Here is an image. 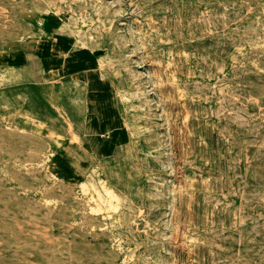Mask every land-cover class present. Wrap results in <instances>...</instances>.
<instances>
[{"label": "rangeland", "instance_id": "rangeland-1", "mask_svg": "<svg viewBox=\"0 0 264 264\" xmlns=\"http://www.w3.org/2000/svg\"><path fill=\"white\" fill-rule=\"evenodd\" d=\"M48 14L133 140L67 182L60 128L0 76V264H264V0H0V39Z\"/></svg>", "mask_w": 264, "mask_h": 264}, {"label": "crops", "instance_id": "crops-1", "mask_svg": "<svg viewBox=\"0 0 264 264\" xmlns=\"http://www.w3.org/2000/svg\"><path fill=\"white\" fill-rule=\"evenodd\" d=\"M23 29V34L0 39V76H17L19 80L5 88L25 94L26 105L33 106L39 121L60 128L55 136H62V146H56L58 138L51 139L57 175L67 182L83 181L90 167L115 163L132 143L124 108L116 103V85L99 76L93 52L63 29L60 16L29 18ZM63 87L70 88L68 106L57 96Z\"/></svg>", "mask_w": 264, "mask_h": 264}, {"label": "bare ground", "instance_id": "bare-ground-1", "mask_svg": "<svg viewBox=\"0 0 264 264\" xmlns=\"http://www.w3.org/2000/svg\"><path fill=\"white\" fill-rule=\"evenodd\" d=\"M20 5V4H19ZM11 24V23H10ZM13 26V25H12ZM5 30V29H4ZM28 137V136H27ZM35 153V152H34ZM67 209V208H66ZM49 211V210H48ZM63 225V224H62ZM22 227V226H21ZM182 231V230H181ZM181 237V236H180ZM91 239V238H90ZM180 242V241H179Z\"/></svg>", "mask_w": 264, "mask_h": 264}]
</instances>
